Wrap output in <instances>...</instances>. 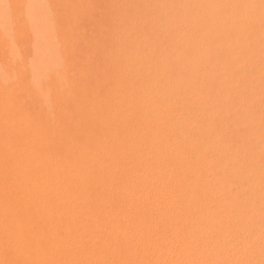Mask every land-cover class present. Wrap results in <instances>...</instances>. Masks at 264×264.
<instances>
[{
    "label": "rangeland",
    "instance_id": "374dc122",
    "mask_svg": "<svg viewBox=\"0 0 264 264\" xmlns=\"http://www.w3.org/2000/svg\"><path fill=\"white\" fill-rule=\"evenodd\" d=\"M187 3L0 0V264H68L70 238L84 246L77 264H225L215 252L202 257L198 246L189 248L200 238L230 236L179 233L194 200L211 205L217 195L202 188L218 174L207 182L188 166L217 155L215 145L213 154L199 152L209 140L235 142L228 153L264 162V67L238 74L230 94L211 88L201 95L191 92L200 73L175 74L180 65L170 56L184 58L201 39L207 48L221 46L222 33L230 48L214 56L245 53L264 37V0L188 42L198 29L185 20ZM210 101L220 102L216 114L206 109ZM55 205L73 207L82 236H67L63 222L58 236H44Z\"/></svg>",
    "mask_w": 264,
    "mask_h": 264
},
{
    "label": "bare ground",
    "instance_id": "6f19581e",
    "mask_svg": "<svg viewBox=\"0 0 264 264\" xmlns=\"http://www.w3.org/2000/svg\"><path fill=\"white\" fill-rule=\"evenodd\" d=\"M182 1L183 4L185 5L187 2L193 4V7L189 6V8H187L188 10L184 9L187 14L185 20L190 21L193 24V27L198 29L196 33H191L187 35L186 37L187 42L193 39L194 37H197V35L198 36L201 35L204 29L212 30L210 32L211 34L213 33V31L217 30V28H220L219 27L220 24L222 23L224 24L225 22H228V20L237 21L236 19L237 17L233 18L234 16H236V14L247 12L252 7V0H182ZM205 2L210 3L211 5L206 10L198 9V7L204 4ZM260 15L261 17L264 18V8L261 9ZM238 20L240 19L238 18ZM227 27L228 25L226 24V28ZM215 34L217 36L216 32ZM206 35L209 37V34ZM222 35L223 37H221V40L224 43H222L221 46H217L215 48L214 46L211 48H207L204 45L206 43V40L201 39L197 43V45H199L198 49L196 51L186 52L184 58H178L174 55L170 56L171 57L170 63H173L176 66L180 65L179 66L180 69L176 73L174 72L175 74L194 75L200 73V75L202 76L200 80L197 79L199 82L193 85L192 88L193 90H191V92L195 94L199 93L201 95L203 93L208 94L209 90L213 88L214 90L221 91L226 95L230 94L233 90L232 87L233 85L231 86L230 83L238 79V74H245L249 69L254 67L255 68L264 67V37L263 36H262L263 38L255 41L252 45H247L245 48L247 52L245 51V53H243V50L238 51L237 48H234V51L231 56L223 55L221 54V52H220L221 55L219 54V56H214L215 49H217V51L220 50L225 52L228 51L230 48L231 40L228 38L227 33H222ZM212 38H214V36ZM199 65H203V66L205 65L208 68L206 70L200 71L198 68ZM245 75L248 74L246 73ZM251 79L254 81L257 80L258 77L253 76L250 78V80ZM239 80H241V76ZM205 83L207 85H204ZM239 85L240 84L238 83V86ZM248 89H251L250 93L252 94L260 93L262 91L261 89H256V90L252 88H248ZM236 93L237 94L235 95L237 98L246 95L245 92H241V93L236 92ZM181 95L183 96V94ZM34 98H36V96ZM208 100L209 99H206L204 101L208 102ZM219 103L220 102L218 101L215 102L210 101L209 103H206V109L209 111V113H212V111L215 113L214 106L219 105ZM232 106L233 105H231L230 107ZM205 113L206 111H204V116ZM218 117L220 118L219 114ZM212 120L210 121V123L213 122ZM194 122L196 121L194 120ZM233 143L235 142L230 141L228 143L220 140L214 142L209 140L208 142H206L205 145H203L199 149V152L202 151V154H206V153L213 154V151H209L208 147L215 145L217 146V155L215 156L210 155V159L205 161V163H203L202 165H199V162L202 160L203 157L202 158L198 157L195 160H193L191 164L188 166L189 172H191V174L203 172L204 176L206 177L208 176L206 180L207 182L213 181L210 180L212 179L210 176H215L218 174L217 177H215V180L211 184L205 183L204 187L202 188L204 189V191H208V192L211 190L213 191L212 188H214V192L216 191L217 195L214 193L215 198L212 197L208 199L211 201V205H207V204L201 205V201L199 199L198 201L194 200L195 203L193 204L194 206L193 213H191V216L189 217V221L186 223L185 228H183V230H181L179 233L182 236H230L222 239H217L214 237L200 238L197 239L196 242H194L190 246L189 249H194L195 247L196 248L199 247L197 249V253L202 257H206L208 253L215 252V255L217 256L215 262L218 261V263H225V264H264V162H259V161L253 162L251 160H247L243 152L241 153L240 156H238L240 153L239 154L228 153L227 151L232 147ZM153 144H155V142H153ZM166 161H168V159ZM163 171L166 172L167 170L164 169ZM229 176H233L232 180L231 178L229 179L231 181L226 180V177ZM227 184H229L228 185L229 188L226 187L227 189L226 190L224 187ZM209 187L212 188L209 190ZM191 189L192 191L190 197L191 196L192 198L196 197L198 184L193 183ZM71 204L72 201L69 200L67 202V205L70 206ZM198 204L199 206L196 207V205ZM213 204L215 206H212ZM41 205L46 208L43 202ZM72 208L73 207L64 211L63 209L58 208L57 205L50 207V210H52L53 212V217L49 223H46L45 226H43V229L45 231L44 236H58L59 227L62 222L64 225L63 228L67 232V236H82V231H83L82 226L78 230V227L74 225V218L70 216L71 214L70 211H72ZM114 211L115 210H113V213ZM40 225L41 224H39L38 226ZM170 225L173 226L174 224H170ZM75 241L78 243L76 244L77 249L75 248ZM198 242L200 245L198 244ZM73 243H74L73 250H70L72 248L71 244ZM67 247L68 248H63L64 251L67 252L71 251V254L74 257L69 259L68 264H77L75 260V255L80 253V251L84 250L82 241L80 239L77 240L74 238H70ZM55 251L58 253L59 251L62 250L60 248H56Z\"/></svg>",
    "mask_w": 264,
    "mask_h": 264
}]
</instances>
